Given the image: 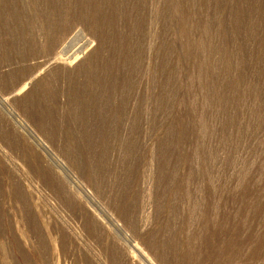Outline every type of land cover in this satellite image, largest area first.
Segmentation results:
<instances>
[{
    "label": "rangeland",
    "instance_id": "374dc122",
    "mask_svg": "<svg viewBox=\"0 0 264 264\" xmlns=\"http://www.w3.org/2000/svg\"><path fill=\"white\" fill-rule=\"evenodd\" d=\"M0 264H264V0H0Z\"/></svg>",
    "mask_w": 264,
    "mask_h": 264
}]
</instances>
